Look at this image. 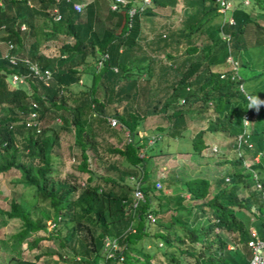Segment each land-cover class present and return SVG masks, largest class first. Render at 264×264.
Listing matches in <instances>:
<instances>
[{"label": "trees", "instance_id": "1", "mask_svg": "<svg viewBox=\"0 0 264 264\" xmlns=\"http://www.w3.org/2000/svg\"><path fill=\"white\" fill-rule=\"evenodd\" d=\"M27 1L0 0V27L4 29L0 40L12 43L10 53L27 56L42 67H49L52 81L44 85L27 75L24 82L9 87L8 76L16 67L0 53V109L2 105L6 107L0 113V175L16 170L19 174L11 181L28 192V197L11 198L7 208H0V213L7 218L19 220L18 227L8 236L10 249L17 254L11 264H39L43 252L37 250L33 259L19 254L23 249H39L40 240L51 235L76 253L73 259L78 264H93L98 256H103V264H246L249 257L246 240L250 231L235 212L251 211L253 206L254 218H258L256 212L264 215V192L251 187L249 172L225 170L213 178L203 175L175 178L161 188L180 184L188 195L184 197L177 192L162 202V190L155 187L156 176H151L149 165L154 150H160L161 146L155 145L157 141L166 139L161 145L168 148L169 141L182 137L187 111L211 109L212 117L190 137L189 151L204 157L203 150L216 151L213 147L218 150L222 147L218 162L228 159L237 164L242 163L245 151L261 152L259 160L249 167L257 170L259 178L264 175L260 174L264 170V120L262 123L260 118L254 120V111L250 110L247 135L250 147L247 142L236 139L243 130L241 117L246 110L245 94L239 84L252 97L264 99V23L255 19V15L264 19V0H250L249 5L247 0L235 3L224 0L228 5L223 11L220 10L222 0H183L190 12L169 38L179 44L184 41L185 53L199 50L200 54L185 58L181 66L172 67L175 78L169 83L170 91L143 114L131 105L130 98L137 93L142 72L147 74L146 79L150 76V58L129 62L127 55L136 47L140 35V15L149 12L150 6H174L178 0H150L149 5L131 15L128 9L136 5L135 1L124 0L117 9L108 7L114 24L100 33L93 28L92 0L79 10L73 8V0H59L56 2L61 13L59 20L50 14L54 0H35L31 6ZM215 19L217 24L206 33L209 42L198 47L193 42V34L204 31ZM61 32L71 40L60 44L63 56L57 58L59 63L55 65L40 51V46ZM103 52L107 55L101 58ZM228 56L236 61V76ZM99 59L101 64L97 66ZM17 70L27 72L24 65H18ZM73 86L78 87L76 91ZM70 98L75 99L71 109L67 105ZM32 101L38 105L40 119L42 112L52 107L60 110L59 129L72 130L78 157L75 166L78 172H86L81 183L74 175H70L71 179L57 177L53 157H56L58 131L47 132L41 128L35 132L25 127ZM112 101L120 103V110L114 107L107 112L106 106ZM159 109L167 125H156V130L146 131L143 118ZM107 115L114 116L119 125L110 126ZM92 126L101 134L128 130L130 140L122 146L105 149L119 155L127 168L137 172L144 199L133 214L129 211L132 182L128 178L121 181L98 174L87 166V150L97 152ZM140 130H145V134L139 135ZM151 135L155 138L148 142ZM230 152L231 159L227 158ZM239 183L251 187L245 196L237 194ZM193 206L196 212L192 211ZM176 210L191 216L190 221L174 213ZM166 211L167 216H162ZM147 214L159 217L156 221L149 220ZM47 220L52 222L49 229ZM261 224L264 227V221ZM217 229L231 236L235 250L227 247ZM105 235L116 238L121 247L109 257L104 256ZM144 240L154 245L158 240L162 247L145 248Z\"/></svg>", "mask_w": 264, "mask_h": 264}, {"label": "rangeland", "instance_id": "2", "mask_svg": "<svg viewBox=\"0 0 264 264\" xmlns=\"http://www.w3.org/2000/svg\"><path fill=\"white\" fill-rule=\"evenodd\" d=\"M235 2L236 0L231 1V3ZM250 3L251 1L247 0L246 4L249 5ZM150 10L153 12L152 14L140 17L141 31H143V36L140 40L141 45L134 47L131 53L127 55V60L129 62H136V58L138 57H143L144 60L150 58L149 64L151 66V74L148 79H146L147 74L142 72L141 77L138 79L137 93L134 98H130L131 105L141 114L145 113V110H150L152 103L159 100V104L163 97L170 91L169 83L175 78V73L172 68L173 65L181 66L185 61V58H195L200 54L199 50L195 53H185L183 51L184 41H181L179 44L169 38L175 29L180 28L183 25L185 18L190 12L189 7L183 0H178L174 6H150ZM255 19L260 23H264V19L261 17H257L255 15ZM216 24L217 20L215 19L210 26L204 29V31L194 33L192 36L193 42L198 47L206 43L209 39L206 33H210V28ZM162 32L166 33V37H161ZM70 40L71 38L64 35L62 32L55 33L48 39L52 49L50 50L52 63L55 65L59 63V59L57 58L59 56H63L62 53L60 54V44ZM247 71L249 72V70ZM23 85L27 88L26 83ZM8 86L12 87L14 85L9 83ZM72 88L76 91L78 87L73 86ZM38 90L40 89L38 88ZM244 90L246 89L244 88ZM98 94H100V91ZM74 102L75 99H68V108L71 109ZM114 107L117 110H120V103L112 101L106 106L107 112H111ZM5 111L6 107L2 105L0 113ZM59 113L60 110L48 107L41 115L42 128L46 129L47 132H51L52 130L58 131L59 134L58 146L54 148L56 157H53L58 170L57 177L71 179L70 175H74L77 178V182L81 183L86 177V172H78L76 169L75 165L78 161V157L76 147L72 141V130L59 129L61 121L56 119L58 117L60 118ZM262 114H264V107L260 109L259 113L254 111V120L255 118H260V122L262 123L264 120ZM212 115L213 112L211 109L203 112H199L196 109H190L185 115L186 127L185 131L183 130L184 133L182 137H175L176 140L174 139V142L169 141L168 148L161 145L166 140L162 137V140L155 143L156 146L161 147L160 150H154L149 170L152 171L151 176H156V180L159 181V186L156 187L155 184V187L162 190V202L165 201L168 196L177 192L186 197V192L180 184L168 185L166 188H161L166 182L172 181L175 178L190 175L214 177L226 168V164L218 162L221 156L222 147H220V150L216 147V149H214L216 151L210 149L203 150V154H205L204 157H199L197 154L191 152V150L189 151L190 137L198 128L203 127L207 122V118H211ZM142 125L146 131L156 130V125L166 126L167 121L163 112L159 109L156 112L147 114L142 120ZM94 127L95 126H92L93 130H95ZM95 133L97 152L95 154L92 150H87V166L98 174L108 175L121 181H127V178H130V175L137 177V172L127 168L119 155L110 154L105 149L107 146L123 145L125 138L121 129H117V133L114 134L110 132L101 134L98 132V129L95 130ZM141 134L144 133L141 132ZM248 152L249 151L245 152V156L249 155ZM139 154L142 155L143 151L140 150ZM228 155L232 157L233 153H227V156ZM244 163L245 162L235 166L243 173L244 171H247V163ZM251 172V176H253V173L258 175L255 170H252ZM18 174L19 173L16 170L10 169L6 172V174L0 175V208L2 209L7 208L8 201L11 198L19 199L21 195L28 197V192H25V188H23L19 183L11 181V179L18 176ZM252 186L253 184L251 187ZM243 192L244 191H242L239 195H243ZM183 202L186 203V201ZM156 203L157 199L154 198L152 200V204L155 205ZM195 208L196 207L193 206V212L197 211V208ZM174 213L182 215V218H185L186 220H189L191 217L188 215L186 216L181 210H176ZM167 214L168 211L164 212L162 216L165 217ZM239 214H241L244 220H250L247 210H244ZM154 217V220L156 221L159 215H154ZM49 222L50 220L46 221L47 229L51 227ZM18 225L19 220L7 218L4 214L0 213V264H11L12 259L17 256V254L10 249V240L8 239V236L18 227ZM217 230L218 232H221L219 229ZM143 245L145 248L151 250H155L157 247H162V244L159 243L158 240L156 241V245L150 241L144 240ZM239 247H241L240 244L238 248ZM37 250L43 252L41 257L38 259L39 264H78V261H74L73 259L76 253L71 248L69 249L68 247H63L59 243V239L54 235L41 239L39 249H23L19 255L24 258L33 259V255L37 252ZM158 253H160V250L156 251V254ZM159 259L162 260L163 257H159ZM93 264H103V256L95 257Z\"/></svg>", "mask_w": 264, "mask_h": 264}, {"label": "built area", "instance_id": "3", "mask_svg": "<svg viewBox=\"0 0 264 264\" xmlns=\"http://www.w3.org/2000/svg\"><path fill=\"white\" fill-rule=\"evenodd\" d=\"M59 0H54V4L52 5L51 9H50V14L52 15V18L54 20H59L61 17V13L58 9V6L56 5V2H58ZM124 2V0H110L109 2V8L114 10L118 8L119 3ZM150 3V0H141L138 6H133L130 7L128 9V13L131 15L134 11L138 10H142L147 4ZM221 4H223V7H221V11L224 10L225 6L228 5V3L224 2V0L221 1ZM72 6L75 10H79L83 4L81 2H77V1H72ZM229 22L232 21V19L230 17H228ZM21 28L24 27V25L22 24L20 26ZM6 50L3 54V56L7 59L8 63L12 66L16 67V71L12 72L9 76H8V82L11 83V85H15L17 83L20 82H24V78L27 75H30L32 77H35L36 79L40 80L44 85H49V83L52 81V77H51V69L49 67H42L40 64H38L36 61L29 59L27 56H18L14 53H10L8 50L11 49L13 47L11 42H6ZM106 52H103L101 55V58L106 57ZM227 60L231 66V68L234 70V76H236V61L232 60L230 58V56L227 57ZM101 64V60H97V66H99ZM18 65H24L27 69V72L25 73H21L17 70V66ZM114 70H116V67H113ZM239 88L241 91L244 92L245 94V105H246V110L243 112L242 117H241V121H242V125H243V130L237 134V141H242V142H247V135H248V131L250 129V110H249V98L252 97L250 95V93L246 92L243 89L242 84H239ZM182 101V99H181ZM37 103L35 101H32L30 103V108L27 111L25 120H24V125L25 127L31 128L32 130H34L35 132H39L40 129L42 128L41 125V119L39 117L38 111H37ZM92 114H94V112H92ZM245 118H247V123L245 122ZM57 120H59L58 118H56ZM106 120L108 122L109 125L111 126H115V125H119L117 119L114 116H106ZM123 134L125 136L126 141L130 140V136L128 133L127 129H123ZM155 138L154 135L149 136L148 138V142H152V140ZM247 145L250 147L251 143L247 142ZM213 149H215V147H213ZM261 154V152H256L253 155V160L254 161H258L259 159V155ZM252 175V173H251ZM131 180L133 181L132 183V188L130 191V205H129V211H131V213H134L135 207L137 206V204L142 201L144 199L143 196V192L140 188V184L137 180H135L132 176H130ZM252 178V184L253 187L257 190H261V192L263 193L264 190V175L262 177H258V175H255L253 173V176H251ZM225 179H228V177H225ZM156 187L159 186V182L156 181L155 182ZM147 218H149V220H154V217L151 214H147L146 215ZM52 226V222H49ZM246 245L250 251L248 260L246 262V264H264V240L261 239L260 237H258L256 235V233L254 231L250 232V236L249 238H247L246 240ZM103 246H104V256L105 257H109L113 254L114 251L119 250L121 247L117 242L116 238H111L108 236H104L103 237ZM121 259V257H120Z\"/></svg>", "mask_w": 264, "mask_h": 264}, {"label": "crops", "instance_id": "4", "mask_svg": "<svg viewBox=\"0 0 264 264\" xmlns=\"http://www.w3.org/2000/svg\"><path fill=\"white\" fill-rule=\"evenodd\" d=\"M73 1H77V2H81L83 5L87 2V1H89V0H73ZM135 2V4L136 5H134V6H137V5H139V3H140V1L141 0H134ZM92 2L94 3V9H95V20H94V23H93V28H94V30L97 32V33H100L104 28H106V27H110V26H112L113 24H114V18L110 15V13H109V11H108V7H109V2H110V0H92ZM27 3L31 6L32 4H34L35 3V0H28L27 1ZM147 5H149V4H147ZM153 12L150 10L149 12H146V13H142L141 15H140V17L141 16H147V14H152ZM155 14V13H154ZM229 17V16H228ZM178 29V28H177ZM177 29H175V30H177ZM4 34V29L2 28V27H0V36L1 35H3ZM166 33L165 32H162L161 33V35L162 36H164ZM142 36H143V31H141V25H140V35H139V37H138V41H137V44H136V47L137 46H140L141 45V43H140V40H141V38H142ZM29 41V40H28ZM27 41V42H28ZM6 47H7V45H6V42L5 41H3V40H0V53H2V55L4 54V52H5V50H6ZM50 50H52L51 49V46H50V43H49V41H48V39H46L42 44H41V46H40V51L43 53V54H45L49 59H52V57H51V53H50ZM139 59V57L138 58H136V61ZM173 66H176V65H173ZM113 68V67H112ZM114 70V69H113ZM92 114V113H91ZM107 116H109V115H107ZM58 119H59V121H60V118L58 117ZM111 126V125H110ZM123 130V129H122ZM121 130V131H122ZM123 132V131H122ZM141 132H143L144 134H145V130H140L139 131V135H143V134H141ZM123 136H124V134H123ZM124 138H125V136H124ZM125 141H126V139H125ZM246 152V151H245ZM249 153V155L248 156H245V153H244V159H243V161H242V163H240V164H243V162H245V163H247L246 165H247V172H249V174L251 175V171L253 170H255V168H251V167H249L251 164H253V162H254V160H253V155L254 154H252V152H248ZM229 154H232L231 152L229 153ZM227 158H229V159H231L232 157H230L229 155L227 156ZM228 160V159H227ZM223 161L222 163L223 164H226V168L223 170V171H225V170H229L230 172H231V170H239V169H237L235 166H238L239 164H237V163H230L229 161ZM256 162V161H255ZM244 163V164H245ZM257 171V170H256ZM244 172H246V171H244ZM264 172V170L263 171H260V174H264L263 173ZM130 176H132L135 180H137L138 182H139V180L137 179V177L136 176H133V175H130ZM129 176V177H130ZM191 176V175H190ZM206 177V176H205ZM186 178V177H185ZM207 178H213V177H207ZM129 179V181L130 182H132L133 183V181L131 180V178H128ZM225 180H228V179H225ZM156 181H158V180H156ZM229 181V180H228ZM227 181V182H228ZM159 182V181H158ZM139 184H141L140 182H139ZM132 188V187H131ZM250 189H251V187L249 186V187H246V186H243L241 183H239V186H238V189H237V194H241V192L242 191H244L243 193V195L245 196L249 191H250ZM130 191H131V189H130ZM185 191V190H184ZM186 192V191H185ZM129 195H130V192H129ZM185 195L187 196L188 194H187V192L185 193ZM264 207V206H263ZM255 208L253 207V206H251L250 207V210L251 211H253ZM244 210H236V214L237 215H239L241 218H242V216H241V214H239V213H242ZM251 211H248V213H249V217H250V220L249 221H247V220H244L243 218H242V220L244 221V223H245V225L248 227V229H249V231L251 232V231H254L255 233H256V235L258 236V237H260L261 239H263L264 240V227H262V224H261V222H263L264 221V215H261L260 214V216L258 215L259 213H257L256 212V215L258 216V218H254L253 217V214H252V212ZM190 219V218H189ZM254 219V220H253ZM188 221H190V220H188ZM132 222V221H131ZM221 234H222V237L226 240V242H227V247L228 248H231V250L233 251V250H235V248H236V246H234V242H233V240L230 238L231 236H229L228 234H225L224 232H221ZM234 247V248H233ZM248 249V248H247ZM249 250V249H248ZM249 254H250V251H249Z\"/></svg>", "mask_w": 264, "mask_h": 264}, {"label": "clouds", "instance_id": "5", "mask_svg": "<svg viewBox=\"0 0 264 264\" xmlns=\"http://www.w3.org/2000/svg\"><path fill=\"white\" fill-rule=\"evenodd\" d=\"M249 110L255 111L256 113L260 112V109L264 107V99H260L257 96H253L249 98ZM245 122L247 123V118H245Z\"/></svg>", "mask_w": 264, "mask_h": 264}]
</instances>
